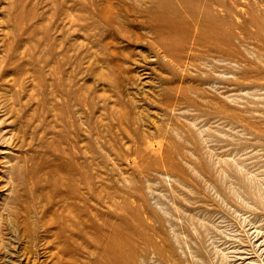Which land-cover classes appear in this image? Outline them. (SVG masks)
<instances>
[{
  "label": "rangeland",
  "instance_id": "1",
  "mask_svg": "<svg viewBox=\"0 0 264 264\" xmlns=\"http://www.w3.org/2000/svg\"><path fill=\"white\" fill-rule=\"evenodd\" d=\"M0 264H264V0H0Z\"/></svg>",
  "mask_w": 264,
  "mask_h": 264
}]
</instances>
